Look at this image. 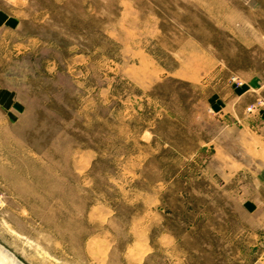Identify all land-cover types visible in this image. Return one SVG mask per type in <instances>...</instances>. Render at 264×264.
Here are the masks:
<instances>
[{
    "label": "rangeland",
    "instance_id": "obj_1",
    "mask_svg": "<svg viewBox=\"0 0 264 264\" xmlns=\"http://www.w3.org/2000/svg\"><path fill=\"white\" fill-rule=\"evenodd\" d=\"M0 13V244L24 264H264L262 156L219 108L261 68L264 0Z\"/></svg>",
    "mask_w": 264,
    "mask_h": 264
},
{
    "label": "crops",
    "instance_id": "obj_2",
    "mask_svg": "<svg viewBox=\"0 0 264 264\" xmlns=\"http://www.w3.org/2000/svg\"><path fill=\"white\" fill-rule=\"evenodd\" d=\"M11 18L10 15L0 13V25L9 24ZM232 84L234 86L232 101H228L226 95L219 94V108L230 109L232 115L226 117L246 123L244 129L249 133V138L246 139L248 151L252 153V150H255L257 155L262 156L259 165L264 168V149L262 154L259 149L264 147V58L261 68H253L245 75L236 77ZM11 97L9 91L0 88V107L8 106L13 101ZM240 108L247 110L248 114L238 115L237 111ZM260 178L258 181L264 184V171Z\"/></svg>",
    "mask_w": 264,
    "mask_h": 264
},
{
    "label": "bare ground",
    "instance_id": "obj_3",
    "mask_svg": "<svg viewBox=\"0 0 264 264\" xmlns=\"http://www.w3.org/2000/svg\"><path fill=\"white\" fill-rule=\"evenodd\" d=\"M0 264H24L11 251L0 244Z\"/></svg>",
    "mask_w": 264,
    "mask_h": 264
}]
</instances>
